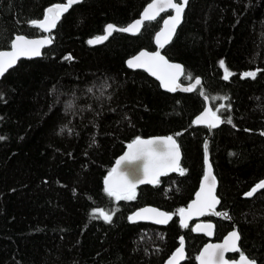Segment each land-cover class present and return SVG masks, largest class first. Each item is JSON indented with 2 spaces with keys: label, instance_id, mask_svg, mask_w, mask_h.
Listing matches in <instances>:
<instances>
[{
  "label": "trees",
  "instance_id": "16d2710c",
  "mask_svg": "<svg viewBox=\"0 0 264 264\" xmlns=\"http://www.w3.org/2000/svg\"><path fill=\"white\" fill-rule=\"evenodd\" d=\"M61 1L0 0V50L18 34H45L29 22ZM149 1L82 0L48 33L52 43L40 56L21 58L0 77V264H164L182 234L187 256L180 264H199L202 246L235 224L237 254L264 264V189L245 196L264 178V0H189L163 52L203 88L175 93L126 65L140 49H155L154 35L171 11L145 21L138 34L114 32L88 43L108 23L129 24ZM221 60L234 74L227 81ZM249 71H257L255 79L243 78ZM199 91L214 111L224 104L217 114L232 123L212 135L194 124L206 104ZM152 135L177 139L185 175L169 172L158 185H141L135 200L108 197L103 182L117 157L135 138ZM206 139L218 211L227 213L204 216L214 222L211 237L194 231V223L182 227L177 214L199 187ZM147 205L173 219H128ZM97 209L114 212L112 222L94 215Z\"/></svg>",
  "mask_w": 264,
  "mask_h": 264
},
{
  "label": "snow or ice",
  "instance_id": "6c2138e0",
  "mask_svg": "<svg viewBox=\"0 0 264 264\" xmlns=\"http://www.w3.org/2000/svg\"><path fill=\"white\" fill-rule=\"evenodd\" d=\"M82 0H66V3L56 4L46 10V15L42 20H31L29 23L37 29L44 32H51L56 28L61 17L69 11V9ZM189 0H152L144 12L141 19L134 21L127 27H117L113 24L106 26V34L95 37L88 41L90 45L101 44L106 41L114 32H128L133 35L138 34L144 26L145 21H153L161 12L173 10L174 15L164 21L163 29L156 35V43L159 48L163 49L175 34L177 26L181 23L183 13ZM52 38L44 37L42 39H29L24 35H16L10 42L9 51H0V77L13 68L21 58H32L41 55V49L45 45H50ZM65 59H71L66 57ZM130 68H143L151 75L155 76L162 83V86L170 92L181 90L184 92H194L203 88V81L200 78H193L191 74H185L183 67L179 64L170 63L160 51L149 53L141 51L137 56L127 61ZM220 67L224 70L223 79L229 80L234 74L229 71L223 60L219 61ZM181 76L193 83L187 87H183L178 81ZM257 71H249L243 73V78L255 79ZM91 91V89H89ZM199 94L208 100V96L204 91ZM214 99H220L216 97ZM227 100L228 97H223ZM72 107L71 102L68 105ZM221 104L215 111L209 107L195 120L197 125L205 124L210 128H216L223 122L232 123L231 119L222 121L217 113L220 109L225 108ZM230 108V105L227 106ZM63 132V129H61ZM264 134V133H262ZM3 139V137H0ZM128 151L122 155L117 161L116 166L111 169L108 176L104 180V191L108 197L114 198L115 201L135 200L137 196V186L139 184L158 185L160 177L166 176L169 172H178L185 175L186 169L180 166V150L179 145L173 136L159 137L154 139H142L137 137L132 143L128 144ZM207 148V145H205ZM207 163V171L203 177V183L200 190L196 194V198L187 208H180L178 216L180 224L184 228L189 227V220L193 216L216 215L225 216L227 213L216 210V206L220 204V200L216 196V178L212 173L211 163ZM257 189H264V182L257 184L246 195L251 197ZM103 218L104 221L111 223L114 212L109 213L104 209H97L94 215ZM230 218V217H229ZM128 219L135 223L139 220H152L156 224H167L173 219V214L161 211L156 208H143L137 211ZM214 225L211 223L197 224L194 231L206 232L207 235L213 234ZM240 235L238 231H232L225 239L223 244L207 245L199 257L200 264H228L225 259V253L228 251L237 252L238 241ZM180 247L169 259L168 264H180V261L186 258L184 250L183 237L180 239ZM240 264H256L255 260H250L240 254Z\"/></svg>",
  "mask_w": 264,
  "mask_h": 264
},
{
  "label": "water",
  "instance_id": "95a60500",
  "mask_svg": "<svg viewBox=\"0 0 264 264\" xmlns=\"http://www.w3.org/2000/svg\"><path fill=\"white\" fill-rule=\"evenodd\" d=\"M61 3H66V0L65 1H61V2H56V3H53V4H51V5H49L47 8H46V10L49 8V7H51V6H53V5H56V4H61ZM150 3H152V0L151 1H149L144 7H143V9L141 10V12H140V14H139V16L138 17H136L135 19H133L129 24H127L126 26H124V27H127L128 25H130V24H132L134 21H136V20H138V19H141V17H142V13L144 12V10L146 9V7L150 4ZM187 7V6H186ZM186 9V8H185ZM46 10H45V14H44V16L46 15ZM168 11H171L168 15H166L164 18H163V20H162V25H161V27H160V29L155 33V35H154V44H155V49L154 50H149V49H146V48H142V49H140L139 51H137L135 54H133L132 56H130V57H128L127 58V60H126V65H127V61L128 60H130V59H132L133 57H135V56H137L141 51H147V52H149V53H154V52H156V51H160V53H161V55H163L170 63H174V64H179V65H181L182 67H183V69H184V66H183V64L182 63H180V62H178V61H174V60H171V59H169L167 56H166V54L163 52V50L165 49V47L173 40V38H174V36H175V34H176V32H177V30H178V28L180 27V25H181V23L183 22V19H184V13H183V17H182V21H181V23L177 26V28H176V31H175V34L173 35V37H172V39H171V41L168 43V44H166L165 45V47L163 48V49H161V48H159V46L157 45V43H156V40H155V38H156V35H157V33H159L162 29H163V27H164V21L166 20V19H168L170 16H172V15H174L175 13H174V11L173 10H168ZM185 12V11H184ZM162 13H164V12H161L160 13V15L162 14ZM44 16L41 18V19H38V20H42L43 18H44ZM159 17V16H158ZM157 17V18H158ZM108 24H113V23H108ZM107 24V25H108ZM106 25V26H107ZM113 25H115V24H113ZM106 26H105V29H106ZM115 26H117V25H115ZM117 27H119V26H117ZM120 28H123V27H120ZM105 29H104V33H102L101 35H97V36H92V37H90L89 38V40H91V39H94L95 37H98V36H102V35H105L106 34V31H105ZM142 29V28H141ZM43 31V30H42ZM53 31V30H52ZM51 31V32H52ZM44 32V31H43ZM51 32H45V34H43V35H38V36H28V35H25V34H18V35H24L25 37H27V38H29V39H42V38H44V37H50V38H52L53 39V35L52 34H48V33H51ZM128 33V32H127ZM129 34H132V33H129ZM95 45H97V44H95ZM46 46H49V45H45L42 49H41V53H42V51H43V49L46 47ZM9 50H11L10 48H7V49H1L0 51H9ZM38 57V56H37ZM32 58H36V57H32ZM127 67H128V65H127ZM130 68V67H129ZM11 69V68H10ZM9 69V70H10ZM130 69H141V70H144L145 72H147L150 76H152L153 78H155L158 82H159V84H160V86H161V88L163 89V90H165V91H167V92H170V91H168L166 88H164L163 86H162V83H161V81L159 80V79H157L155 76H153V75H151V73H149L148 71H146L145 69H143V68H130ZM8 70V71H9ZM181 78H182V76L180 77V79H179V83L183 86V87H187V86H189V84H191V83H193L194 82V80L193 81H191V82H189V83H183L182 81H181ZM199 78V77H198ZM177 91H181V90H177ZM177 91H175V92H177ZM175 92H170V93H175ZM184 92V91H183ZM209 107H211V105H210V103H209V101L208 100H206V104H205V107L203 108V110L200 112V113H198L196 116H195V118H194V124H196L195 123V120H196V118L198 117V116H200L207 108H209ZM218 115V114H217ZM220 118H221V116H220ZM221 120H222V118H221ZM197 125V124H196ZM199 125H203V126H206L208 129H209V132H210V135H212L213 134V131H214V129L215 128H210V127H208L207 125H205V124H199ZM220 125V124H219ZM218 125V126H219ZM217 126V127H218ZM216 127V128H217ZM167 136H170V135H152V136H149V137H140V138H142V139H154V138H159V137H167ZM173 138L176 140V142H177V144L179 145V143H178V141H177V139L173 136ZM136 139V138H135ZM134 139V140H135ZM208 140L209 139H206V141H205V145H207L208 144ZM133 142V140L130 142V143H132ZM130 143H128V144H130ZM128 144H127V146H128ZM125 147V149L123 150V152L117 157V159H116V161L122 156V155H124L127 151H128V147ZM179 150H180V162H181V159H182V151H181V148H180V145H179ZM116 161H115V163L113 164V166H112V168L113 167H115L116 166ZM206 161L208 162V163H211V161H210V159H209V157H208V153H207V148H206V154H205V170H204V174H203V176H202V178H201V181H200V184H199V187H198V189H197V191L195 192V195H194V198L189 202V204L187 205V206H185L184 208H187L191 203H192V201H194L195 200V198H196V194H197V192L200 190V188H201V185H202V183H203V177H204V175L206 174V171H207V163H206ZM211 165H212V163H211ZM212 173H213V175L215 176V178H216V196L218 197V199L220 200V197L218 196V194H217V190H218V185H219V181H218V178H217V176H216V174H215V172H214V168H213V165H212ZM109 174V173H108ZM108 174H107V176H108ZM106 176V177H107ZM105 177V178H106ZM105 180V179H104ZM260 182H264V178L263 179H261L260 181H258L251 189H249L246 193H245V196H247L246 194L248 193V192H250L257 184H259ZM104 183V182H103ZM141 185H145V184H139L137 187H139V186H141ZM152 185V184H151ZM104 187H105V185H104ZM258 190H260V189H257V191ZM256 191V192H257ZM255 192V193H256ZM254 193V194H255ZM247 197H249V196H247ZM219 205L220 204H218L217 206H216V210L218 211V207H219ZM143 208H156V209H159V210H161V211H164V212H167V211H165V210H163V209H161V208H159V207H157V206H154V205H147V206H143V207H140V208H138V209H136L135 211H133L131 214H130V216H132V215H134L137 211H140L141 209H143ZM168 213V212H167ZM170 214V213H169ZM129 216V217H130ZM206 216V215H205ZM179 217V216H178ZM139 221H145V222H151V223H154L152 220H139ZM179 221H180V217H179ZM190 223H194L193 224V229L195 228V226L197 225V224H206V223H211V224H213L214 225V223H213V221H211V220H204V216H193L190 220H189V224ZM154 224H156V223H154ZM158 225H166V224H158ZM238 231V233H239V235H240V240L238 241V249H240V241H241V234H240V232H239V229H238V226L235 224L234 226H233V228L232 229H230L228 232H227V234L221 239V240H218V241H213V240H210V241H208L207 243H205L203 246H202V248L200 249V251H199V255L201 254V252L203 251V249L207 246V245H209V244H213V245H215V244H223L224 243V241H225V239L229 236V234L232 232V231ZM197 232H201V231H197ZM213 232H214V229H213ZM203 233H205L206 234V232H203ZM207 235V234H206ZM213 235V234H212ZM212 235H207L208 237H211ZM181 237H183V241H184V236H183V234L180 236V239H181ZM181 245L179 244L175 249H174V251L167 257V259L165 260V262H164V264H168V261H169V259L173 256V254L176 252V250L180 247ZM184 250H185V256H187V253H186V249H185V242H184ZM239 251H237V252H233V251H228V252H226L225 253V259L228 261V264H240V254H238V255H236L235 257H229V255H234V254H237ZM199 255H198V257H199ZM244 256H246V257H248L250 260H252L248 255H246V254H243ZM186 259V258H185ZM184 259V260H185ZM184 260H182V261H180V263L181 262H183ZM198 261H199V259H198ZM199 264H200V261H199ZM256 264H258L257 262H256Z\"/></svg>",
  "mask_w": 264,
  "mask_h": 264
},
{
  "label": "flooded vegetation",
  "instance_id": "af4514ba",
  "mask_svg": "<svg viewBox=\"0 0 264 264\" xmlns=\"http://www.w3.org/2000/svg\"><path fill=\"white\" fill-rule=\"evenodd\" d=\"M204 220H206V219H204ZM212 221V220H211ZM214 223V222H213ZM192 226H193V224H192ZM235 255V254H234ZM238 255V254H237ZM236 256V255H235ZM235 256H233V257H235ZM232 258V257H231Z\"/></svg>",
  "mask_w": 264,
  "mask_h": 264
}]
</instances>
